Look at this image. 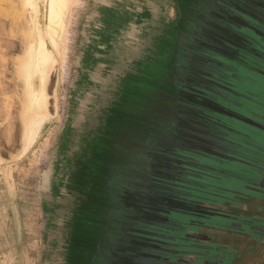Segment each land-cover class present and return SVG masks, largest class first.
<instances>
[{
	"label": "rangeland",
	"instance_id": "374dc122",
	"mask_svg": "<svg viewBox=\"0 0 264 264\" xmlns=\"http://www.w3.org/2000/svg\"><path fill=\"white\" fill-rule=\"evenodd\" d=\"M25 1L0 0V264H264V0H63L54 39Z\"/></svg>",
	"mask_w": 264,
	"mask_h": 264
},
{
	"label": "bare ground",
	"instance_id": "6f19581e",
	"mask_svg": "<svg viewBox=\"0 0 264 264\" xmlns=\"http://www.w3.org/2000/svg\"><path fill=\"white\" fill-rule=\"evenodd\" d=\"M61 3H63V0H46V9H47V17H48V20H50L51 24L54 22V25H52V26L49 27V28H51V30L50 29L48 30L50 32V34L52 35V37L55 35L54 34L55 33L54 30H57V25H59L57 23H60V21L62 20V18H61V11H60V9H61ZM25 4L26 5H30L32 7H35V2L33 0H26L25 1ZM57 4H59V5H57ZM30 17H31V15H30ZM53 39H54V37H53ZM26 42H28L26 45H29V47H28V53H29V58H28L29 59V62H28V64L34 70H36L37 72H40L41 73V78H42V81H43V79L45 78V76L48 73L47 65L50 62V60H49L50 55H49V52L47 51V46H46L45 38L43 36H41L40 39H39V42H36L35 44L33 43V41H32V43L30 41V44H29V41L28 40ZM31 93H32V98H31L32 108L35 107V108L32 109V112L33 113L32 112L31 113L32 114H35L38 111V109L36 108V106H37L36 105V100H37L36 97L38 96V93H40V92H38L37 89H33L31 91ZM41 95L42 96L40 97V100L43 101V103H42V107H43L44 106V101H45L43 96H45V95H43V94H41ZM38 107L40 109L41 108V105L38 106Z\"/></svg>",
	"mask_w": 264,
	"mask_h": 264
},
{
	"label": "water",
	"instance_id": "95a60500",
	"mask_svg": "<svg viewBox=\"0 0 264 264\" xmlns=\"http://www.w3.org/2000/svg\"><path fill=\"white\" fill-rule=\"evenodd\" d=\"M262 4V6L261 5H259L261 8H264V4L263 3H261ZM253 20H254V22L253 23H256V24H258L259 25V27H257V26H254L253 24H247V25H245L248 29H249V31H251L252 33H254V32H257V33H259V31H260V26H262L263 27V29H264V10H262L261 12H260V14H258V15H256V16H253V18H252ZM238 54H241V51H240V49H239V51H238V53H237V55ZM234 59H236V58H238L237 56H235V57H233ZM250 67H251V70L252 71H254L255 69L253 68L254 67V65L252 64V65H250ZM207 91H209L208 89H207ZM211 97V96H210ZM251 104H254L253 103V101H252V103ZM257 104V103H256ZM256 109V110H255ZM251 113H250V115H252V118L253 119H255L256 121H258L259 119H261V118H259V116L258 115H256L254 112L255 111H260L259 110V108L258 107H256V108H254V107H252L251 109ZM259 121H262V120H259ZM210 172H211V170H210ZM217 201H212L211 203H216ZM211 203H208V204H211ZM217 203H219V201L217 202ZM205 206H202L201 207V209H206V205L207 204H204ZM208 208L207 209H215L213 206H207ZM172 209H174V208H172ZM217 209H221V208H219V206H218V208ZM188 233H189V231H187ZM194 235V234H193ZM183 243H181L180 244V246H179V248H184V243H185V241L183 240L182 241Z\"/></svg>",
	"mask_w": 264,
	"mask_h": 264
},
{
	"label": "flooded vegetation",
	"instance_id": "af4514ba",
	"mask_svg": "<svg viewBox=\"0 0 264 264\" xmlns=\"http://www.w3.org/2000/svg\"><path fill=\"white\" fill-rule=\"evenodd\" d=\"M259 206V205H258ZM244 216H247L248 218H253L254 216H248V214H244V213H242ZM216 244H218V248H219V250H220V248H223V249H234V251L232 252V256L233 257H237L238 255H239V251H238V249H237V247H236V245H231V244H228V243H226V242H224V243H216ZM217 248V249H218ZM231 250V251H232Z\"/></svg>",
	"mask_w": 264,
	"mask_h": 264
},
{
	"label": "trees",
	"instance_id": "16d2710c",
	"mask_svg": "<svg viewBox=\"0 0 264 264\" xmlns=\"http://www.w3.org/2000/svg\"><path fill=\"white\" fill-rule=\"evenodd\" d=\"M219 203L221 204V202H219ZM214 204H215V203H211V206L213 205V207L215 208ZM203 206H205V205H203ZM217 208H218V207H217ZM217 208H215V209H217ZM244 217H247V216H244ZM189 232H190V230H189ZM196 234H198L199 236L203 235L202 232H200V234H199L198 231L196 232ZM206 236H207V235H206ZM216 247H217V248L219 247L218 244H215V248H216Z\"/></svg>",
	"mask_w": 264,
	"mask_h": 264
}]
</instances>
